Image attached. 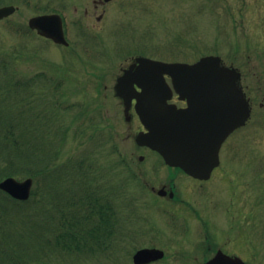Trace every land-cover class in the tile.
I'll return each instance as SVG.
<instances>
[{"label": "rangeland", "instance_id": "obj_1", "mask_svg": "<svg viewBox=\"0 0 264 264\" xmlns=\"http://www.w3.org/2000/svg\"><path fill=\"white\" fill-rule=\"evenodd\" d=\"M20 1L22 2V0H0V4L11 2L17 4ZM46 2L45 0L42 4ZM21 5L23 13L12 15L9 21L19 18L20 23L26 25V21L39 8L32 10L34 5L32 8L27 7L25 3ZM55 7L59 8L56 5ZM256 9V6H246L244 8L245 18L242 19L239 15V6L235 3L230 6L219 3L212 7L196 6L195 12L192 11L193 14L190 15L193 20L187 22L180 16L188 15V7H155V11L151 12V15L148 14L150 16L143 17L148 21L146 24L151 26L150 41L153 46L142 49V52L149 57H171L173 59L182 57L181 59L192 61L198 60L205 54L220 53L228 60L235 59L237 56L235 63L243 64L241 62L243 57L239 56L237 49L240 43L247 40L249 42L246 45L252 43L253 48L258 45H262L264 48V7H261V16ZM106 23L102 21L101 26ZM9 24L10 22L5 21L0 25V60L6 62L15 60L16 62V58H18L16 49L20 42L13 36L14 33L10 30ZM103 29L104 26L100 30ZM126 32L121 28L115 29L113 35L119 38L115 42V48L100 52L102 61L112 63L113 74L116 72L118 62L130 54L125 51L126 45L129 44L124 36L127 35ZM175 36L180 37L175 41ZM28 39V36L23 37L24 42ZM32 43L21 46L22 51L25 52V56L19 59V73L22 79L28 80L30 77H36L38 73L41 75L44 73L48 76L47 78L52 77L53 81L46 79V82H42V79H38V83L34 82L35 84L27 89H16L9 81L0 82V87L4 88L0 92L2 98L0 102V134L3 136L8 133L11 140L18 141V135L24 133V149L28 145L32 146L31 142H33V147H38V158L41 159L37 162L42 163L43 159L49 157V167L51 168L61 169L64 166L65 169L68 166L65 163L71 161L76 168L78 165L75 161L82 160L84 169L88 170L86 179L83 180L77 175H75V179L73 168L68 175L67 183L65 180V184L55 185L57 182H53L54 176L50 175L51 184L54 189L56 188L62 193L65 187L71 191L69 194L78 192L77 196L84 201L87 199V192L84 189L86 184H89L90 191L92 187H99L102 196L110 195L109 198H112L115 205L119 224L114 237L108 239V242L116 246L123 245L124 248H122L119 259L114 255L94 259V257L87 258L86 255L77 253L63 257L52 248V250L48 248L44 252V233L53 226V220L47 221L44 218L46 215L40 211V208L39 211L28 212L10 205L13 214L19 220H27L28 225L23 220H8L7 216L0 212V229L6 228L7 223L13 222L8 227L13 228L14 232L8 236L10 242L17 240L19 231L22 233L29 231L26 236L35 239L36 246L28 247L23 254L20 248L10 249L15 253L20 251L22 256L28 259L22 264H133L132 256L135 250L148 243H158L159 247L167 253L166 260L154 264H198L207 255H211L210 249L205 246L208 241L199 240L196 237L197 233L203 229L205 219L209 221L208 227L211 234L209 243L212 248L221 247L230 252H238L241 254L240 256L249 260V264H264V261L259 262L253 258L256 254L254 244H261L258 254L264 259V231L259 230V233H256L254 220L255 216L259 217V214L253 212L259 205L262 196L264 197V187L256 188L254 185L257 171L253 166H247V169L238 166L237 169L236 165L227 161L228 165H226L224 162L223 167L218 169L205 185L210 190V196L208 195L209 199H206L201 205V202H197L195 199L196 193L192 187L193 184L187 179H183L178 184L179 198L177 200L158 196L144 185L142 179L145 177L151 181L149 185L159 188L162 183L168 182V173L174 174V172L167 169L158 154L136 147L135 136L142 129V124L135 114L132 121L125 120L123 103L114 95L116 79L107 77L108 84L99 86V88L97 87V78L90 75V72L96 75V66L89 65L90 68H85L80 63V60L87 58V55L73 52L72 49L63 46L49 44L48 41L43 42L44 47L40 40L32 41ZM167 44H171L169 51H172V54L169 51H160L159 54L155 52L158 51L157 46L165 49ZM189 44L193 47L191 48ZM33 46L37 53L30 55ZM181 50L182 53H180ZM262 54L264 55V52ZM91 60H87V64H90ZM261 62L264 63L262 56H259L257 61H252L254 64ZM11 66L7 71L10 75L13 73ZM262 70L264 71V69ZM56 79L64 81L57 83L54 81ZM53 91L60 101L57 104L60 107V110L57 109L58 114L54 113ZM26 99H29V103H24ZM258 115L261 116L263 113H255L249 129L238 131L227 141L226 158L231 163L240 161L246 164L252 163L253 160L264 161V121L258 118ZM256 120H259L258 124H255ZM57 132H60L58 140L56 136L51 135ZM30 135L33 141L29 139ZM60 138L63 139L60 140ZM7 140L4 137L0 138V144L2 145ZM2 150L0 148V151ZM14 151L16 149L12 146V152ZM54 152H57V155ZM139 155L145 156L143 161L139 160ZM67 160L70 161L67 162ZM27 163L36 162L29 159ZM27 173V171L20 172V179L26 178ZM79 174L81 175V173ZM261 174L264 172L261 171ZM34 179L36 194L24 208L35 209V206H41L40 204L43 203L46 209H51L56 201H49V204L47 202L48 196L47 193H44L47 177ZM76 180L79 185L78 189ZM82 180L84 183L81 182ZM56 190L53 192H57ZM210 197L226 198L232 204L231 211L219 210L215 215L212 214L215 211L216 202L211 201ZM163 209L168 210L169 213H177L179 215L176 219L178 222L172 221L173 217L170 219L167 214L161 213L160 211ZM162 214L167 222L172 221V224L176 225V229L163 225ZM181 216L188 220L187 225ZM262 216L263 214H261ZM259 220L257 221L259 222ZM195 222L196 234L193 232L195 230H192ZM31 223L35 225L33 230L29 228ZM261 224H264V220H261ZM202 235L203 233L200 234V236ZM116 236H118V240ZM153 237L158 239L153 240ZM21 254L18 255L21 256ZM1 261L4 262L5 259L2 258Z\"/></svg>", "mask_w": 264, "mask_h": 264}, {"label": "water", "instance_id": "obj_2", "mask_svg": "<svg viewBox=\"0 0 264 264\" xmlns=\"http://www.w3.org/2000/svg\"><path fill=\"white\" fill-rule=\"evenodd\" d=\"M10 10V7L0 8V18ZM41 20L46 24L53 21L55 26L49 36L59 42L64 40L59 21L52 17ZM140 61L139 75L133 80L126 73L116 85L117 94L125 99L126 111L133 97H139L137 111L149 131L138 134V143L161 152L169 164L181 166L195 176L208 177L218 163L219 149L225 138L249 116L248 105L237 85L238 72L222 66L218 56L204 57L195 64ZM164 73L173 76L181 97L188 98L187 109L176 110L167 105L171 89ZM130 81L138 82L143 91L137 94ZM32 185V178L19 181L8 177L0 183V188L16 198L27 199ZM162 256V251L143 249L136 254L135 261L147 262ZM204 264L244 263L219 252Z\"/></svg>", "mask_w": 264, "mask_h": 264}, {"label": "flooded vegetation", "instance_id": "obj_3", "mask_svg": "<svg viewBox=\"0 0 264 264\" xmlns=\"http://www.w3.org/2000/svg\"><path fill=\"white\" fill-rule=\"evenodd\" d=\"M33 2L37 4L38 0H33ZM218 3L226 6H230L233 3H235V5L237 4L240 11L239 15L242 19L245 18L246 12L244 8L246 6H256V11H258L260 16V7L264 6V0H51L50 5L46 4L33 16L45 13H60L64 18L65 35L69 40V45L67 47L75 52L100 54L101 51L115 48V42L119 39L117 36L113 35L116 28L119 27L124 29L130 27L136 31H143L148 28L149 26L146 24L147 20H144L143 17L150 16L151 11L155 10V7H190L188 9V15H191L190 11L192 12V7L194 6H214ZM55 5L59 8L55 7ZM19 6L20 5L17 6V11L21 13L20 11L22 10H20L21 7ZM16 20L20 22L19 18ZM102 21H105V23L107 22L106 25H103L104 29L106 26L105 30H100L103 27L101 26ZM32 31L38 35L37 29H32ZM124 36H126V40L129 41V44L125 47V51L126 53H130V55L126 59L131 57V61H135L137 56H132L133 54H143L142 49L151 47L146 40L145 34L139 36L127 34ZM45 39L52 41L49 38ZM250 49L255 51L256 47L253 48L246 44L242 46L244 61L243 67L241 68V85L250 98L253 107L254 104L258 102L257 99L261 100L258 102L259 106L264 107V93L260 88L261 84L264 85V71L262 70L264 69V63L261 62L249 66L245 53ZM256 54L257 56L264 57L258 50H256ZM124 67L125 66H122L121 69ZM180 106L184 105L181 104ZM168 169L175 173L174 175H169L172 180L169 186L165 184L167 188L169 187L168 189L171 192L175 186L174 179L176 180L179 175L178 170L180 169ZM192 179L200 183L205 182L195 178Z\"/></svg>", "mask_w": 264, "mask_h": 264}, {"label": "trees", "instance_id": "obj_4", "mask_svg": "<svg viewBox=\"0 0 264 264\" xmlns=\"http://www.w3.org/2000/svg\"><path fill=\"white\" fill-rule=\"evenodd\" d=\"M7 136V135H6ZM9 163V171L7 173L2 174H7V175H15L19 173V170H16L14 167V161L8 160ZM14 164V165H13ZM12 168V169H11ZM8 170V169H6ZM59 211L61 213L64 212V206L60 205L58 207ZM84 211H85V219L88 221L94 216V213H100L103 211H106V207L103 205L99 204H93L91 202H88V205L84 206ZM106 214L102 213V225L99 222H96L93 226H88L87 224L82 225V227L78 228L76 226V229H73V224L72 223H67L69 222L66 219V215L62 217V223H65L66 225H61V228L64 230L62 231L63 233L58 234L56 236L55 242L58 245H61L64 249L67 251H77V250H83V251H95V246L92 243V240L98 237V233L101 230L103 225H108V220L105 218ZM103 229V228H102ZM88 235H91V239H89ZM69 239V242L66 241V239ZM63 240V242H62Z\"/></svg>", "mask_w": 264, "mask_h": 264}]
</instances>
